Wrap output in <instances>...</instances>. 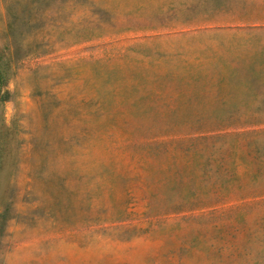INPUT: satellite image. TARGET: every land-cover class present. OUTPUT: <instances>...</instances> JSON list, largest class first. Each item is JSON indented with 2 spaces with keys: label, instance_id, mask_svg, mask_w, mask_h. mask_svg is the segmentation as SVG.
<instances>
[{
  "label": "rangeland",
  "instance_id": "obj_1",
  "mask_svg": "<svg viewBox=\"0 0 264 264\" xmlns=\"http://www.w3.org/2000/svg\"><path fill=\"white\" fill-rule=\"evenodd\" d=\"M0 264H264V0H0Z\"/></svg>",
  "mask_w": 264,
  "mask_h": 264
}]
</instances>
